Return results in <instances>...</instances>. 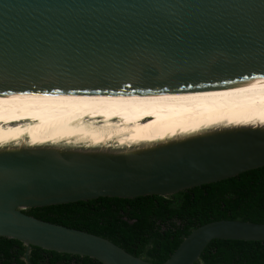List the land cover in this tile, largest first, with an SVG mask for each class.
Masks as SVG:
<instances>
[{
    "label": "water",
    "instance_id": "water-1",
    "mask_svg": "<svg viewBox=\"0 0 264 264\" xmlns=\"http://www.w3.org/2000/svg\"><path fill=\"white\" fill-rule=\"evenodd\" d=\"M0 98L264 105V0H0ZM218 131L143 148L0 149V238L21 242L27 255L38 247L152 264L26 211L169 197L264 167V130ZM214 240L264 242V224H207L163 264H195Z\"/></svg>",
    "mask_w": 264,
    "mask_h": 264
},
{
    "label": "trees",
    "instance_id": "trees-1",
    "mask_svg": "<svg viewBox=\"0 0 264 264\" xmlns=\"http://www.w3.org/2000/svg\"><path fill=\"white\" fill-rule=\"evenodd\" d=\"M37 219L105 238L152 264L167 262L195 230L217 221L264 224V167L169 197L100 198L34 208ZM27 248L0 238V264H27ZM30 264H102L32 247ZM195 264H264V242L214 240Z\"/></svg>",
    "mask_w": 264,
    "mask_h": 264
},
{
    "label": "bare ground",
    "instance_id": "bare-ground-1",
    "mask_svg": "<svg viewBox=\"0 0 264 264\" xmlns=\"http://www.w3.org/2000/svg\"><path fill=\"white\" fill-rule=\"evenodd\" d=\"M262 120L264 105L192 108L0 98V149L72 143L143 148L218 130H264Z\"/></svg>",
    "mask_w": 264,
    "mask_h": 264
},
{
    "label": "flooded vegetation",
    "instance_id": "flooded-vegetation-1",
    "mask_svg": "<svg viewBox=\"0 0 264 264\" xmlns=\"http://www.w3.org/2000/svg\"><path fill=\"white\" fill-rule=\"evenodd\" d=\"M30 253H31V252H30ZM30 253L27 255V251H26L24 257L22 258V260H23L24 262H26L27 264H30V261H29ZM14 264H15V263H14Z\"/></svg>",
    "mask_w": 264,
    "mask_h": 264
},
{
    "label": "rangeland",
    "instance_id": "rangeland-1",
    "mask_svg": "<svg viewBox=\"0 0 264 264\" xmlns=\"http://www.w3.org/2000/svg\"><path fill=\"white\" fill-rule=\"evenodd\" d=\"M73 144H75V143H72V144H69V145H65V146H73ZM80 144V143H79Z\"/></svg>",
    "mask_w": 264,
    "mask_h": 264
},
{
    "label": "snow or ice",
    "instance_id": "snow-or-ice-1",
    "mask_svg": "<svg viewBox=\"0 0 264 264\" xmlns=\"http://www.w3.org/2000/svg\"><path fill=\"white\" fill-rule=\"evenodd\" d=\"M261 123L264 124V120H262Z\"/></svg>",
    "mask_w": 264,
    "mask_h": 264
}]
</instances>
